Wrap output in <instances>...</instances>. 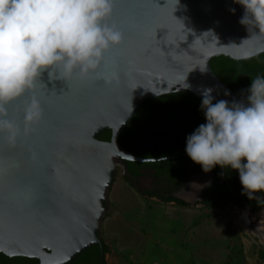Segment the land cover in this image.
<instances>
[{
  "label": "water",
  "instance_id": "1",
  "mask_svg": "<svg viewBox=\"0 0 264 264\" xmlns=\"http://www.w3.org/2000/svg\"><path fill=\"white\" fill-rule=\"evenodd\" d=\"M243 15L235 0H115L107 22L124 40L105 54L100 76L49 80L45 72L8 106L23 127V108L34 94L43 118L14 146L0 134V253L66 264L98 245L104 264L100 227L117 167L125 174L126 162L189 157L137 156L119 134L145 100L160 95L187 90L202 99L211 88L213 102L244 101L211 67L220 55L264 61V34L241 24ZM105 129L110 139H98Z\"/></svg>",
  "mask_w": 264,
  "mask_h": 264
},
{
  "label": "clouds",
  "instance_id": "2",
  "mask_svg": "<svg viewBox=\"0 0 264 264\" xmlns=\"http://www.w3.org/2000/svg\"><path fill=\"white\" fill-rule=\"evenodd\" d=\"M244 8L240 23L264 34V0H235ZM115 0H0V134L14 146L43 118L33 94L23 108V127L8 106L34 90L46 72L49 80L100 76L105 54L124 34L107 21ZM235 12V9H231ZM202 92L205 123L186 138V153L210 172L216 165L239 172L244 194L264 193V75H256L246 101L213 102ZM225 95L230 93L225 92Z\"/></svg>",
  "mask_w": 264,
  "mask_h": 264
},
{
  "label": "trees",
  "instance_id": "3",
  "mask_svg": "<svg viewBox=\"0 0 264 264\" xmlns=\"http://www.w3.org/2000/svg\"><path fill=\"white\" fill-rule=\"evenodd\" d=\"M263 56H255L248 60H234L227 56H216L211 60L214 73L222 82L246 101L247 89L256 75H264ZM202 99L190 91H177L145 100L138 111L124 126L118 140L131 153L141 157H163L186 153V138L200 124L205 123L204 112L201 108ZM111 132L105 129L97 134L100 140H109ZM127 173L123 179L131 187L139 176L140 169L153 170V191L143 199L149 206L173 204L178 208H189L191 204L171 194L188 177L202 170V166L192 161L190 157L171 159L156 163L126 162ZM184 172L180 180L179 174ZM211 183L205 191L204 201L190 223L189 229L194 232L203 225L213 223L219 216L218 202H231L240 210L249 209L251 214L264 209V193H257L259 199H249L239 186V172L231 168H221L216 165L211 171ZM154 197V198H151ZM114 239L108 236L102 239L103 252L112 258L122 259L123 253L114 248ZM261 260H264V247L257 250ZM122 261L129 264L128 260ZM0 264H39L36 258L22 256L8 257L0 253ZM66 264H101L98 245H93L79 254L73 261ZM104 264H111L105 260ZM189 264H196L195 259ZM208 264V263H207ZM219 264H248L240 233L232 222L226 228V248L223 259Z\"/></svg>",
  "mask_w": 264,
  "mask_h": 264
},
{
  "label": "rangeland",
  "instance_id": "4",
  "mask_svg": "<svg viewBox=\"0 0 264 264\" xmlns=\"http://www.w3.org/2000/svg\"><path fill=\"white\" fill-rule=\"evenodd\" d=\"M184 174L183 171L179 174L180 180ZM123 177L122 168L117 167L100 235L105 240L112 236L114 248L123 253L122 259L129 264H189L194 259L196 264H219L225 254L226 228L230 221L241 235L247 263L264 264L257 252L259 246L264 247V209L251 214L231 202H218L219 216L215 221L191 232L189 225L201 205L178 208L158 203L149 206ZM151 177L146 174L140 186L152 187L154 179ZM188 179L181 198L196 203L200 190L211 177L203 171ZM122 259L106 256L111 264H125Z\"/></svg>",
  "mask_w": 264,
  "mask_h": 264
},
{
  "label": "flooded vegetation",
  "instance_id": "5",
  "mask_svg": "<svg viewBox=\"0 0 264 264\" xmlns=\"http://www.w3.org/2000/svg\"><path fill=\"white\" fill-rule=\"evenodd\" d=\"M263 56V55H262ZM263 59V58H262ZM263 63H264V61H263ZM204 170L202 169V170H200V171H198V172H194V173H192L191 175H194V174H197V173H201V172H203ZM126 173H127V169H126ZM126 173L124 174V175H126ZM153 173H154V171L153 170H146V169H140L139 170V176H138V178L135 180V182H134V185H135V190L142 196L141 198H144V197H148L149 195L146 193V191H153V190H155L156 189V187H157V185L154 183L153 184V186L152 187H150V188H142L141 186H140V184L139 183H141V179L142 178H144L145 176H146V174H150V177L152 178V179H155L154 178V176H153ZM210 177L212 178V176L210 175ZM189 178V177H188ZM188 180L189 179H187V181L184 183V184H182V185H180L179 187H177L175 190H172L171 191V194L173 195L174 193H176V192H179V191H181L183 188H184V186H186L187 185V182H188ZM238 181H239V186H240V188L242 189V190H244L243 188H242V184H241V182H240V178L238 179ZM210 183H211V180H210V182L206 185V186H204L201 190H200V197H199V200L195 203V202H190L189 200H184V201H186V202H188L189 204H191L192 206H194V205H203V204H201L200 202H203L204 201V195H205V191H206V189L208 188V186L210 185ZM151 198H154V197H151ZM180 199H182V198H180ZM186 199V198H185ZM235 206V205H234Z\"/></svg>",
  "mask_w": 264,
  "mask_h": 264
}]
</instances>
